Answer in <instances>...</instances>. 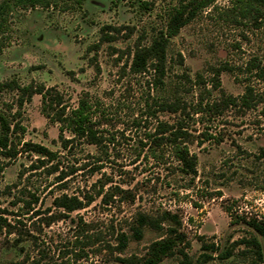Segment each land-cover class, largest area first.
Returning a JSON list of instances; mask_svg holds the SVG:
<instances>
[{
  "label": "rangeland",
  "instance_id": "rangeland-1",
  "mask_svg": "<svg viewBox=\"0 0 264 264\" xmlns=\"http://www.w3.org/2000/svg\"><path fill=\"white\" fill-rule=\"evenodd\" d=\"M179 2L84 0L63 10L61 1L10 10L0 28V83L53 87L68 108L87 98L102 113L104 148L82 139L63 148L59 124L40 112L41 97L23 103L22 140L57 157L41 164L34 153L19 152L5 167L0 264H141L148 246L166 237L168 224L183 233L177 249L190 264H264V240L237 219H264V113L255 102L264 97V24L254 29L223 21L228 1L218 0L220 10L206 9L170 39L164 85L154 87L150 73L129 71L133 51L148 45ZM221 67L228 70L215 88L212 72ZM247 87L254 101L249 108L240 99ZM227 97L238 100L229 104ZM16 98V91H0V111L11 117ZM174 101L176 112L160 107ZM160 124L184 131L179 140L197 157L194 175L180 171L169 144L148 137ZM63 194L92 200L66 212L53 204ZM164 211L180 225H146L139 238L133 235L140 214L159 222ZM122 233L128 238L120 250ZM251 237L260 242V255L239 244ZM204 244L213 248L203 250ZM184 260L177 252L159 264Z\"/></svg>",
  "mask_w": 264,
  "mask_h": 264
},
{
  "label": "trees",
  "instance_id": "trees-1",
  "mask_svg": "<svg viewBox=\"0 0 264 264\" xmlns=\"http://www.w3.org/2000/svg\"><path fill=\"white\" fill-rule=\"evenodd\" d=\"M65 5L63 10L70 9L72 6L80 7L84 0H2L0 2V28L6 22V16L9 14L13 7H20L23 9L35 8L36 6L49 7L57 6L60 2ZM71 1V4L67 2ZM218 0H180V2L171 7L165 17L164 27L160 29L151 39L148 45H137L133 51L132 60L129 65V71L134 75H142L150 73L149 83L152 86L164 85L163 78L167 71V47L171 38L176 36L179 30L185 25L195 20L206 9L220 10L215 6ZM228 6L221 9V17L226 21L235 25H250L252 28L257 29L264 24V0H227ZM141 8H147V3H140ZM4 43L0 41V47ZM98 70V68H97ZM222 70H228L227 67L221 69H213L212 83L215 88L220 86L219 73ZM188 78V77H187ZM10 90L17 92L15 103L17 110L11 115H7L4 111H0V177L3 174L8 162L15 158L19 152H31L39 157L42 164L43 160H53L57 157L55 152L50 151L47 147L40 144L24 142L22 136L25 133V128L20 125L17 120L20 117V109L24 102H29L34 95L41 97V114L51 123H58V138L63 148L75 139L85 140L88 144L96 146L98 149L104 148V132L99 130L101 111L97 105L91 103L87 98L81 97L78 99L76 106L68 108L64 103L63 96L56 91L53 87L46 88L42 84L29 83L20 86L15 81L0 83V91ZM252 91L249 87L246 93L241 96V103L244 107L249 108L252 101ZM251 97V98H250ZM238 99L227 97L226 103L235 104ZM257 103H262V112L264 113V97L255 100ZM160 107L163 110L176 112L179 110V104L175 101L173 103L160 102ZM98 116V117H97ZM162 128L157 130V133L149 134L148 137L154 138L157 145L169 144L173 156L181 164L180 171L186 175H194L196 172L197 157L195 154L190 153L185 141H180L184 131L181 128L173 130L166 124H160ZM169 131V135L164 136ZM64 133H69L70 138H66ZM152 155L155 152L152 151ZM102 168L98 165L96 170ZM56 170V169H55ZM60 177L59 179H61ZM103 188V187H102ZM102 191H99L100 194ZM91 198L82 202L78 197L61 195L53 200L56 208H62L66 212L80 210L86 207ZM241 222H244L250 227L259 237L264 240V219H256L254 217L244 218L237 217ZM0 220L2 218L0 217ZM173 221L176 225H180L177 216L164 211L161 214L159 222H156L149 216L139 215L137 225L133 228V235L137 238L141 235V228L143 226L158 227L162 222ZM160 228V227H159ZM166 237L153 241L147 248L146 254L142 259H139L141 264H159L164 258L171 257L179 252L183 254L185 260L182 264H190L187 256L183 250L177 249V245L183 242L184 235L179 232L177 228L169 226L166 229ZM127 235L121 234L119 243L120 250L126 246ZM239 244L252 246L258 255H260L261 245L256 237L249 239H241ZM203 250L213 248L209 245H202ZM229 255L226 254L224 258ZM121 262L129 263L127 259H122Z\"/></svg>",
  "mask_w": 264,
  "mask_h": 264
}]
</instances>
